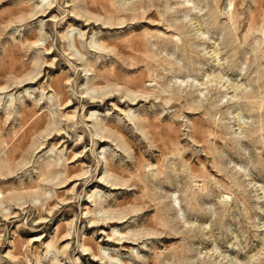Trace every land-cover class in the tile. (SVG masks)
<instances>
[{
    "label": "rangeland",
    "instance_id": "obj_1",
    "mask_svg": "<svg viewBox=\"0 0 264 264\" xmlns=\"http://www.w3.org/2000/svg\"><path fill=\"white\" fill-rule=\"evenodd\" d=\"M0 264H264V0H0Z\"/></svg>",
    "mask_w": 264,
    "mask_h": 264
},
{
    "label": "bare ground",
    "instance_id": "obj_2",
    "mask_svg": "<svg viewBox=\"0 0 264 264\" xmlns=\"http://www.w3.org/2000/svg\"><path fill=\"white\" fill-rule=\"evenodd\" d=\"M76 17H78V15H75ZM91 19H94V22H97L98 20L97 19H95V18H88V19H86L85 20V22L87 23L86 24V26H90L92 23H90V20ZM105 24V23H104ZM110 25V24H109ZM40 74V72H37L36 74H32V75H27V76H25V77H23L22 79H20L19 81H17V82H15V85L16 86H18L19 88H23V87H25V86H28V85H31V84H34L35 83V81H36V79H37V77H38V75ZM104 76V75H103ZM52 85H53V87H55V88H57V83H56V81H54L53 83H52ZM2 90H4V88L2 89ZM60 93H61V98H60V100L58 101V103H60V106H61V104L64 102V108H69V106L71 105L70 103H71V100L70 99H68L67 98V96L60 90L59 91ZM110 95L111 94H109V93H105V94H102L100 97H98V98H91V101L90 102H87V101H85V100H83V103H89V104H96V103H104L105 101H108L111 97H110ZM134 95H132V97H133ZM124 97H123V95L121 96V99H123ZM95 99H97V100H95ZM135 100H136V97L135 98H132V99H128V101L129 102H131V103H133V102H135ZM72 101H74V100H72ZM116 107V106H115ZM22 113L24 114V115H27L28 114V110L27 109H24L23 111H22ZM23 117V116H22ZM74 117H75V115H71V117H68L67 118V121H72L73 119H74ZM133 119H129V121H132ZM40 121H41V119H37L27 130H26V134H24L23 135V137L21 138V139H25V136L27 135V133L30 131V130H35L36 129V127H38L39 125H40ZM97 121V119H94V122H96ZM62 130L63 129H59V130H55L54 132H55V134H54V136L51 138V139H53L54 137H60L61 136V133H62ZM53 132V130H51V131H49V132H47L46 133V135L43 137V139H47V138H49V136H51L52 133ZM98 136V135H97ZM110 136V135H109ZM108 135H100L99 137H98V139H99V142L98 143H105V142H107L109 139H110V137H109ZM49 140V139H48ZM34 145H36V144H34ZM32 146V149H31V153H33L34 151H36V150H38L41 146H43V143L42 144H40V145H38V146ZM78 147V146H77ZM20 147H19V143H15L12 147H11V149L9 150V153L11 154V153H13L15 150H18ZM21 149V148H20ZM26 153H28V152H26ZM30 153V154H31ZM110 165V164H109ZM110 168H111V166H110ZM47 174V175H51V173H52V169H51V167L49 166V165H46L45 167H44V169L41 171V175H43V174ZM85 175V173H83V174H81V175H78V176H75V177H73V179H78V178H80V177H82V176H84ZM80 180H84V178H82V179H80ZM67 181V180H66ZM65 181V182H66ZM64 182V183H65ZM64 183H62V184H64ZM108 184V183H107ZM111 186H117V185H115V184H112ZM64 203H65V201H64ZM48 211V213H50L51 212V209H48L47 210ZM39 219L40 220H42L43 218L42 217H39ZM113 220V218H107V219H101V220H98L97 218H95V219H93V220H91V222L90 223H92V224H99L100 222L101 223H104V224H106V222L108 221V223H112V222H110V221H112ZM119 220H121V219H117L116 221H119ZM40 224H42V223H40ZM102 225V224H101ZM100 225V226H101ZM84 248V247H83ZM84 251H89V249H85L84 248Z\"/></svg>",
    "mask_w": 264,
    "mask_h": 264
}]
</instances>
